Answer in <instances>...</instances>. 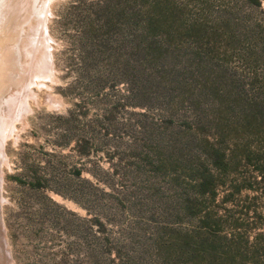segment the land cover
<instances>
[{"label":"rangeland","instance_id":"obj_1","mask_svg":"<svg viewBox=\"0 0 264 264\" xmlns=\"http://www.w3.org/2000/svg\"><path fill=\"white\" fill-rule=\"evenodd\" d=\"M50 10L2 150L8 264H264V0Z\"/></svg>","mask_w":264,"mask_h":264},{"label":"bare ground","instance_id":"obj_2","mask_svg":"<svg viewBox=\"0 0 264 264\" xmlns=\"http://www.w3.org/2000/svg\"><path fill=\"white\" fill-rule=\"evenodd\" d=\"M52 1L0 0L1 166L7 159L2 150L6 138L14 127L15 119H23L30 110L28 98L31 96V87L45 86V82L51 79L53 60L50 43L52 39L47 35L46 26L51 15ZM33 97L36 98V96ZM54 98L51 99L54 101L52 104L59 101L56 97ZM0 179H2L1 174ZM1 181L3 182V179ZM2 200L3 197L0 196V202ZM8 249L6 227L3 219H0V264H8L7 259L11 256Z\"/></svg>","mask_w":264,"mask_h":264},{"label":"trees","instance_id":"obj_3","mask_svg":"<svg viewBox=\"0 0 264 264\" xmlns=\"http://www.w3.org/2000/svg\"><path fill=\"white\" fill-rule=\"evenodd\" d=\"M245 116H248V115L245 114ZM243 120H246V118H243ZM250 125L251 126H255L254 130L261 136V139L264 142V117L263 118H260V117L251 118ZM215 126H217V129H218V124L217 123H216ZM218 131H219V133L221 132L219 129H218ZM31 184L34 186L36 184H41V182L40 181H36V183L33 182Z\"/></svg>","mask_w":264,"mask_h":264}]
</instances>
